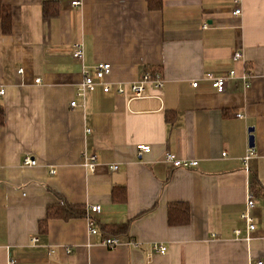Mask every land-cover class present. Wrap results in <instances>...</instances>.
Returning <instances> with one entry per match:
<instances>
[{
  "label": "crops",
  "instance_id": "crops-1",
  "mask_svg": "<svg viewBox=\"0 0 264 264\" xmlns=\"http://www.w3.org/2000/svg\"><path fill=\"white\" fill-rule=\"evenodd\" d=\"M3 4L12 32L4 35L0 22V264H264V0H162L159 10L148 0ZM46 4L55 16L45 15ZM76 43L87 67L111 65L107 82L153 72L163 87L130 101L98 86L83 107ZM231 71L236 79L223 94L206 81ZM167 153L198 166L173 168ZM93 155L90 172L85 156ZM26 157L37 166L24 167ZM250 193L251 233L241 220ZM63 203L86 217L48 220ZM171 205L188 206L187 223L178 212L180 223L170 224ZM90 206L102 208L90 214L97 235ZM117 226L125 231L116 234ZM106 237L136 246L112 250Z\"/></svg>",
  "mask_w": 264,
  "mask_h": 264
},
{
  "label": "built area",
  "instance_id": "built-area-1",
  "mask_svg": "<svg viewBox=\"0 0 264 264\" xmlns=\"http://www.w3.org/2000/svg\"><path fill=\"white\" fill-rule=\"evenodd\" d=\"M234 3L238 4L241 2V0H233ZM73 7L81 6V3L79 1L72 3ZM242 15V8L237 7L234 10V16L238 17ZM84 56H85V50L83 43H76L73 47V54L72 57L80 61L82 64V76L83 81L81 84L77 87L76 96L77 98H80L83 100V107L86 105V99L87 95L94 91L96 87L102 86L104 93L109 94L111 92H115L117 95L128 97L131 100H139V99H145L147 98V90L149 86H153L157 89H161L163 87V81L161 80L160 76L158 74L153 72H146V74L143 76V78L137 82L129 83V84H123V83H109L106 81L107 77L111 75L112 68L110 64H100L95 67H87L84 64ZM242 55L240 53H236L234 56L235 60L241 59ZM20 73H23V70H20ZM236 79V73L235 71H231L225 76L222 77H215L211 74L206 76V81H209L212 83V87L217 91L218 94H223L226 91L227 84L230 80ZM244 80L247 79V77L243 78ZM36 83H40V80H37ZM199 85L198 82L193 83V87L197 88ZM0 94H4V90L0 91ZM71 106L73 108H77L78 104L77 102H72ZM238 118H242V115H238ZM89 132V131H88ZM137 150L141 154H148L151 152L150 146L140 145L137 147ZM226 153L223 154V157H226ZM254 155V149L249 147L247 151V156L244 160L245 167H247V161ZM98 158L96 155L86 157L85 156V166L88 168L90 172H94L96 166H97ZM164 161L171 165L173 168L177 169H191L198 166V162L195 160H180L178 159L174 154L167 153L165 156ZM24 167H36L37 162L33 160L30 157H26L24 159L23 163ZM113 171L118 170V166L115 165L112 167ZM52 175L55 174L54 171L51 173ZM255 207V197L252 193L248 195L247 200V209L245 213L242 214L241 220L246 223L247 229L249 233L254 232L256 229L254 219L252 218L251 211ZM100 206H90L88 208V214L87 219L90 227V234L91 235H97L98 230L96 227L95 220L90 216V214H100L101 212ZM237 235H240V231L236 232ZM34 243L38 242L37 239L33 241ZM103 245L109 249L115 250L120 247L124 246H136L134 243H124L120 238L117 237H106L103 240ZM153 251L157 254L165 255L168 252V249L166 246L162 244H154L153 245ZM9 264H16L14 260H10ZM258 264H263L262 262H259Z\"/></svg>",
  "mask_w": 264,
  "mask_h": 264
},
{
  "label": "trees",
  "instance_id": "trees-1",
  "mask_svg": "<svg viewBox=\"0 0 264 264\" xmlns=\"http://www.w3.org/2000/svg\"><path fill=\"white\" fill-rule=\"evenodd\" d=\"M149 7L151 10H159L162 6V0H148ZM47 5L44 7L45 15L46 16H55L57 14V11H49L47 9ZM0 22L2 27V33L4 35H9L12 32V10L11 8L5 6L3 4V0H0ZM5 120L4 111L2 108H0V126L3 125ZM181 212L183 213L182 216V222L181 223H187L186 219H188V206L186 205H171L169 208V222L170 224L176 225L180 223L178 221V216L176 213ZM86 217V209L79 206H73L67 203H63L59 206H52L48 210V220H65L69 221L71 219H77V218H85ZM47 220L45 221V223ZM44 223L43 228L44 232L46 230V224ZM115 229L116 234H120L123 231H125V226H117L112 227Z\"/></svg>",
  "mask_w": 264,
  "mask_h": 264
},
{
  "label": "water",
  "instance_id": "water-1",
  "mask_svg": "<svg viewBox=\"0 0 264 264\" xmlns=\"http://www.w3.org/2000/svg\"><path fill=\"white\" fill-rule=\"evenodd\" d=\"M253 129H250V133H253ZM249 143H250V147L253 148L254 147V137L251 135L249 138Z\"/></svg>",
  "mask_w": 264,
  "mask_h": 264
}]
</instances>
